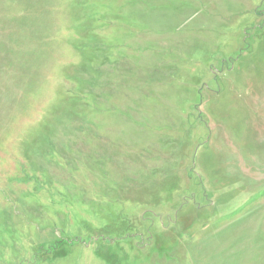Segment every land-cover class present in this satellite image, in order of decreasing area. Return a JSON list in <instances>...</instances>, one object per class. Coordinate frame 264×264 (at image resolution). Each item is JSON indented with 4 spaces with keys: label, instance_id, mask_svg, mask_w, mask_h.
Returning <instances> with one entry per match:
<instances>
[{
    "label": "rangeland",
    "instance_id": "1",
    "mask_svg": "<svg viewBox=\"0 0 264 264\" xmlns=\"http://www.w3.org/2000/svg\"><path fill=\"white\" fill-rule=\"evenodd\" d=\"M0 264H264V0H0Z\"/></svg>",
    "mask_w": 264,
    "mask_h": 264
}]
</instances>
